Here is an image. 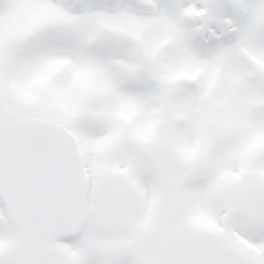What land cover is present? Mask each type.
I'll list each match as a JSON object with an SVG mask.
<instances>
[{"label": "snow or ice", "instance_id": "1", "mask_svg": "<svg viewBox=\"0 0 264 264\" xmlns=\"http://www.w3.org/2000/svg\"><path fill=\"white\" fill-rule=\"evenodd\" d=\"M0 264H264V0H0Z\"/></svg>", "mask_w": 264, "mask_h": 264}]
</instances>
